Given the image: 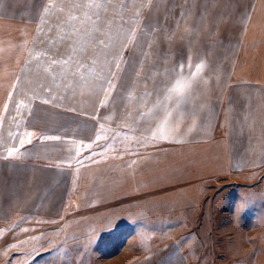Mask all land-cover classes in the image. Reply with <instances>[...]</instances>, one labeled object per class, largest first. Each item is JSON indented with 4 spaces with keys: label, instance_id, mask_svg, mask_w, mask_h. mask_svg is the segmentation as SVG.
<instances>
[{
    "label": "rangeland",
    "instance_id": "rangeland-1",
    "mask_svg": "<svg viewBox=\"0 0 264 264\" xmlns=\"http://www.w3.org/2000/svg\"><path fill=\"white\" fill-rule=\"evenodd\" d=\"M198 1L21 0L26 10L33 11L38 26L51 30L52 40L56 34L57 42L64 39L61 45L49 40V53L35 49L47 53L49 64L56 63L57 52H64L57 58L61 68L28 78L36 80L34 86L47 81L58 103L65 99L71 103L76 97L92 104L99 97V88L90 82L111 77L126 83L125 88L117 89L118 94L128 92L132 99L154 81L162 90L169 80L167 62L185 63V45L194 48L199 34L221 30L220 25L211 24L210 31L209 21L217 18L209 20L208 16L215 9L223 10L219 15H232L231 0H220L222 6L213 9L208 8L215 0ZM238 1L243 5L239 8L241 28L247 0ZM256 16L254 31L264 33V0ZM57 26L65 31L57 32ZM224 31L230 32L231 26ZM175 39L179 54L173 55L170 46ZM73 69L77 76L60 79ZM127 70L128 78L124 77ZM35 89L38 87L27 83L23 91ZM140 98L147 101L148 95L140 94ZM140 106L146 113L149 104ZM14 109L16 114L17 105ZM5 120L4 116L0 128L11 126L12 121ZM22 120L16 121L22 125ZM139 121V125L144 123ZM139 129L110 125L97 145L85 147L79 160L65 162L62 169L56 165L43 171L34 167L37 165L13 166L19 167L14 169L15 175L11 169L1 170L6 174H0V264H233L237 260L264 264V167L254 177L231 173L204 178L198 172L166 190L198 187L194 193L199 198L192 207L164 211L155 207L152 214L146 191L137 195L141 199L132 197L134 194L119 195L130 188L129 178L135 173L117 166L120 159L168 149L166 140L152 139ZM138 161V175L146 179L151 162ZM189 161L195 163L191 157ZM164 168L160 165V175ZM69 170L74 172L71 188L65 181ZM139 203H143L142 209L137 208Z\"/></svg>",
    "mask_w": 264,
    "mask_h": 264
},
{
    "label": "crops",
    "instance_id": "crops-1",
    "mask_svg": "<svg viewBox=\"0 0 264 264\" xmlns=\"http://www.w3.org/2000/svg\"><path fill=\"white\" fill-rule=\"evenodd\" d=\"M231 2V17L219 15L223 10L218 9L208 16L209 20L217 18L207 21L210 31L211 24L220 25L221 30L199 34L194 38V48L185 45L187 56L185 63H179L182 66L167 62L169 80L162 90L154 81L132 99L128 92L118 94L117 89L126 86L120 80H111L112 77L100 82L93 80L90 84H98L99 97L91 104L76 97L71 103L67 99L58 103L53 100L56 92L48 87L47 81L34 86L36 80L30 81L31 76H28L58 71L61 64L57 58L64 53L57 52L53 59L56 63L49 64L47 53L43 55L35 49L49 53L52 50L46 47L49 40L61 45L64 39L57 42L55 32L52 40L51 30L43 25L39 27L32 17L33 11L26 10L21 0L0 1V121L4 116L7 123L12 121L10 127L3 124L0 128V171L11 169V174L15 175L14 169L19 167L13 166L34 165L40 171L54 169L55 165L62 169L65 162L79 160L85 147L97 145L110 125H119L136 131L141 127L145 135L169 143L166 152L120 159L117 164L135 172L129 178L130 188L122 189L119 195L134 194L132 197L138 199L137 195L146 191L150 194L147 197H151L152 214L155 207L160 211L192 207L193 201L199 198V194L194 193L198 187L166 190L177 182L191 180L198 172L204 178L231 173L254 177V173L264 167V33L254 31L261 0H247L241 28L239 8L243 5L240 6L238 0ZM221 6V1L215 0L208 9ZM230 26L231 31L225 32L224 28ZM61 31L65 29L57 26V32ZM175 45H179L176 39L170 46V54H179ZM190 60L191 63H187ZM128 74L127 70L124 77L128 78ZM71 75L78 74L73 69L60 79L66 81ZM27 83L38 89L24 92ZM17 85H21L18 90ZM140 94L148 95L147 101L140 98ZM143 103L149 104L146 113L139 108ZM127 116L128 120L124 118ZM17 119H23L24 124L20 125ZM139 120L144 123L139 125ZM190 157L195 163L189 161ZM140 158L150 160L152 165L146 179L138 175L141 169L135 168L141 163ZM160 165L165 167L161 175ZM73 175L71 171L65 179L69 187ZM181 193L186 195L179 196ZM156 201L158 203L154 204ZM143 207V203L137 206ZM245 262L237 260L233 264Z\"/></svg>",
    "mask_w": 264,
    "mask_h": 264
},
{
    "label": "snow or ice",
    "instance_id": "snow-or-ice-1",
    "mask_svg": "<svg viewBox=\"0 0 264 264\" xmlns=\"http://www.w3.org/2000/svg\"><path fill=\"white\" fill-rule=\"evenodd\" d=\"M45 102H47V101H45ZM30 135V134H29ZM53 139H55L54 137H53ZM29 142H31L30 140H29ZM21 144H23V140H21Z\"/></svg>",
    "mask_w": 264,
    "mask_h": 264
}]
</instances>
